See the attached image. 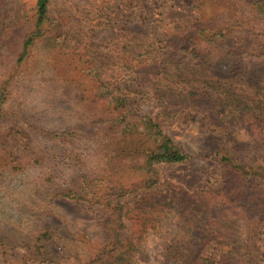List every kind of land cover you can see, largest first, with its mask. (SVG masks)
<instances>
[{"label":"trees","instance_id":"obj_1","mask_svg":"<svg viewBox=\"0 0 264 264\" xmlns=\"http://www.w3.org/2000/svg\"><path fill=\"white\" fill-rule=\"evenodd\" d=\"M31 1L9 15L0 0V105L5 92L24 82L21 65L30 51L42 48L41 62L75 93V123L61 140H86L99 162L61 181L47 166L39 189L51 199L85 202L103 236L60 242L56 252L53 233L44 229L27 242L30 254L45 264H133L149 238L166 236V264H259L264 0H195L193 18L159 19L141 36L129 25L146 18L138 15L142 0H91L94 11L75 12ZM115 24H121L116 39L92 41L96 28ZM47 55L56 57V67ZM146 100L157 108L154 115L132 110ZM0 117L14 125L22 120L1 110ZM178 121L199 123L217 137L211 155L217 172L206 188L189 191L163 178L166 165L190 158L163 128ZM30 153L5 151L0 164L18 172L50 158Z\"/></svg>","mask_w":264,"mask_h":264},{"label":"rangeland","instance_id":"obj_2","mask_svg":"<svg viewBox=\"0 0 264 264\" xmlns=\"http://www.w3.org/2000/svg\"><path fill=\"white\" fill-rule=\"evenodd\" d=\"M194 1L142 0L140 6L144 12L138 15H141V20L146 18L143 23L132 21L129 28L141 36L147 33V24L157 25L159 19L166 22L191 19L195 14ZM31 4V0H3L4 10L9 15ZM51 6L72 12L83 7L94 11L91 0H51ZM120 25L96 28L92 41L105 43L116 39L121 32ZM42 51L39 46L30 51L28 61L21 65L24 82L5 92L6 99L0 105L1 113L22 117L17 125L12 123L11 118L0 117V156L5 151L13 157L40 151L51 158H48L47 164L44 159L40 162L34 160L18 172L0 164V263L6 260L7 264H20L25 258L29 259V264H45L37 260L34 252L30 254L32 246H26L33 235L44 229L53 233L52 246L58 247L56 252L62 251L60 242L65 243L82 235L92 240L103 236L95 214L85 202L70 198L51 199L39 189L42 185L38 175L46 171L47 166L59 172L58 181H61L76 176L79 170L87 167L86 164L94 166L99 162L90 155V145L86 140L72 143L61 140V133L69 131L75 123L72 105L75 93L63 81H57L54 71L41 62ZM47 58L56 67V57L47 55ZM131 107L138 114L154 115L158 111L150 100L136 102ZM163 128L190 156L186 162L166 165L162 169L163 178L189 191L209 186L213 182V174L217 172V164L211 156L217 148L216 135L196 122L178 121ZM165 237L149 238L140 247L133 264H166L161 257L168 243ZM3 248L8 249L5 256ZM259 264H264V251Z\"/></svg>","mask_w":264,"mask_h":264}]
</instances>
